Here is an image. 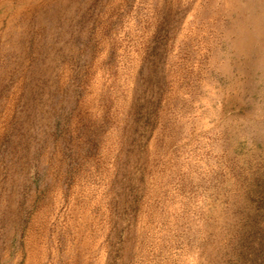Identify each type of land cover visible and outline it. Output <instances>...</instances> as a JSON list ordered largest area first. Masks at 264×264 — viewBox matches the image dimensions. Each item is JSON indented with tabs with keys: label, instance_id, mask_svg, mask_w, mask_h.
I'll use <instances>...</instances> for the list:
<instances>
[{
	"label": "rangeland",
	"instance_id": "374dc122",
	"mask_svg": "<svg viewBox=\"0 0 264 264\" xmlns=\"http://www.w3.org/2000/svg\"><path fill=\"white\" fill-rule=\"evenodd\" d=\"M0 264H264V0H0Z\"/></svg>",
	"mask_w": 264,
	"mask_h": 264
}]
</instances>
